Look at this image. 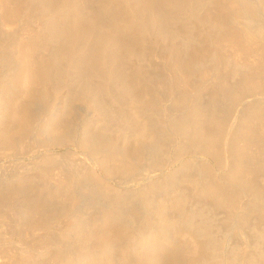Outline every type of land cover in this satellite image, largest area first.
I'll list each match as a JSON object with an SVG mask.
<instances>
[{
    "label": "rangeland",
    "instance_id": "obj_1",
    "mask_svg": "<svg viewBox=\"0 0 264 264\" xmlns=\"http://www.w3.org/2000/svg\"><path fill=\"white\" fill-rule=\"evenodd\" d=\"M0 1V213L6 216V223L9 225L7 229L5 227L8 226L7 224L0 226V251H3L0 254L1 259L6 258L9 254L22 257L27 254L26 245L28 246V239L31 235L29 237L21 235L25 225L22 228L21 225H13L16 218L14 215H16L21 216V219L23 218V224L28 222L31 227L35 228L32 233L35 237L45 240L35 248L36 254L32 253L34 257L28 259L29 263L32 262L31 264H51L52 260L57 259V257H60L58 263L53 262L52 264H62L61 262L65 261L66 258L72 262L70 264H227L228 261V264L231 261L234 262L233 264H256L257 260L264 262V219H259L258 213L253 210L255 206L251 205L250 197L245 198L246 206L244 205L237 214H234L233 219H230L232 216L224 206H216V208L221 206L224 209L217 208L214 211L215 206L211 208L213 206L211 202L206 198H201L203 194L200 190L206 185L208 179L207 174L203 173L205 171L204 166L210 164L211 168L214 169L213 171L218 174L223 173L224 168L215 159L207 158L206 161L202 155L195 154L192 147L188 149L187 145L189 146V144H185L189 141L188 136L184 137L183 135L184 138H187L184 139L180 135L181 132L179 134V132L170 131L171 126L167 125H171V119L165 117L168 116L167 112L176 120L182 118L183 115V110L176 104L178 94L167 89L168 83V87H170L171 79L169 80L168 76L169 62L167 63L166 56L170 48L174 46L179 48V55L185 54L184 56L187 57L188 51L186 50L188 47L192 50L200 42L201 49L199 48V51L203 53H200L202 56L199 53L196 56L198 62L194 63L195 66L190 63V73L196 75L201 68H204L203 65L208 68L215 63L216 58L214 60V54H212L215 53L213 51L215 46H212L220 43L218 40L216 42V38L220 40L222 36L218 37L219 31L211 30V28H207L206 33L199 35L194 29L196 27L194 16L196 13H206L213 5L215 7L218 4L217 0H213L212 5L206 3L205 7L201 4L204 0L203 2L202 0H192L191 6L186 5L187 7L184 6V9L175 8V10H179L177 12L171 7L165 6V9L168 8L166 11L170 10L172 13L170 15L173 21H168L169 23L163 32L159 28L160 25L139 18L140 14L142 16L143 10L142 7L139 8L140 0H55L52 6L53 12L45 11L42 3H37L38 0H18L20 8L18 15L17 12L16 15H12L15 8L14 0H8L7 3L5 0ZM207 1L209 2V0H205V2ZM237 1L256 3L257 0ZM13 5L14 7L11 9ZM200 5L201 7H199ZM132 10L138 12L139 16L136 12L134 14ZM50 14L54 15L49 16ZM173 16L174 18L176 16L177 19L175 20ZM48 17L54 21H60L59 23L64 24L65 27L71 26L72 23L73 27H77L75 25H78L79 22L86 24L90 19L89 22L93 23L92 25L99 31L97 32L94 28L90 31L89 29L94 26L89 27L91 26L89 22V25L87 24L89 29L86 25L79 23L80 27L82 25V28H87L86 30L90 31L89 33L92 32V34L86 35V37L90 36L91 39L84 37L82 39L85 42L82 41L81 44L84 45L85 43V47L86 45L97 47L99 59L103 58L100 59L102 65L100 72L103 75L107 72L105 76H101L102 74L99 73V76L95 75L92 79H84L76 71L77 68L74 64L76 60L72 61L71 55H65L64 50L59 49L60 43H51L50 41L55 47L51 44H46L47 47L44 46L46 36H43L45 34L42 28L49 23ZM245 18L247 21L244 20ZM245 18H243L245 23L250 22L247 17ZM76 19H79V22ZM75 20L78 23L74 25ZM142 20L143 22H140ZM1 21L5 24L3 25ZM258 21L264 25V17H259ZM141 23L142 25L145 23V28L141 27L142 25H140L141 28L139 27ZM250 23H252L250 26L255 24L253 21ZM135 31L139 32V34L137 32V36ZM209 31L210 33H208ZM126 34L130 35L129 38ZM33 36L41 39L34 40ZM113 36L117 40L122 37L120 41H125V38L130 39L126 41L130 42V45L132 44V48L130 46L131 49H128L132 53L129 52V55L128 51L125 50L123 56L126 57L118 60L119 65L112 62L116 69L112 71L114 69L113 64L106 60L110 64L107 66V62L102 64L101 61L104 58L110 59L109 56L115 43V40L110 39ZM194 37L196 38L195 41ZM95 38V44H92ZM131 38H133L132 41ZM48 39L46 43H49ZM103 41L106 42L104 48H102V45L105 44ZM38 42L39 44H37ZM41 43L43 44L41 45ZM224 43H226V47L221 45V50L223 47L225 48L222 52L227 57L223 55L224 68H226L225 70L222 69V73L225 80L231 82L230 85L235 82L233 85L236 86L239 82L238 79L241 80V77L238 76H243V72L240 71L243 70L240 61H243L244 54H242L243 58L240 57L241 60H235L232 55L234 49L229 43L230 48H228L227 42ZM224 43L222 42V44ZM18 45L19 47L23 46L20 50L24 48V52L27 51L26 48L29 50L25 52V55L28 52L32 53V55L30 53V59H36L35 61L42 59V61H47L48 66L50 65L48 67L50 72L45 74L49 76L45 77L44 82L40 84L41 86H27L23 81L24 78H18L24 76L20 73L22 62L24 60L28 62L26 56L27 59L25 57L22 59L23 51H21V55L20 51L17 52L19 50L16 48ZM82 45L81 48L84 47ZM99 45L102 47L100 46V48ZM108 46L112 48H106ZM57 48L63 53L61 54ZM89 50L88 52H90ZM102 50L105 53L109 51V56L107 57V54L104 53L105 57H101L103 55ZM29 53L27 56H30ZM227 53H232L230 55L233 59ZM77 54L80 55V53ZM253 54V57L249 54L248 58L257 60L259 55L255 53L257 57H254ZM34 55L38 56L35 58ZM228 55L233 60V64L230 59L227 60L231 63L225 62L226 59L224 58H229ZM197 57H200V60ZM234 64L237 68V64L241 68L234 67L237 70L233 69L232 65ZM73 66L78 74L74 71ZM163 69L165 72L162 71ZM110 71L113 73L111 74ZM194 74L188 76L189 82H187L189 88L192 85L190 89L193 90L204 85L202 82L200 85H196L197 82L199 84L200 80L198 75L195 77ZM76 75L78 76L76 77ZM120 75L131 77L134 87H137L138 90H136L137 93L135 92V97L126 98L121 88V78L124 76L121 77ZM262 78L264 79V74ZM162 80H167L168 83L166 84ZM161 83L162 86H160ZM163 83H165L164 86ZM100 85L104 88L99 90L97 88L101 87ZM202 87L201 89H204ZM204 91L206 98L209 94L205 89ZM260 91L264 93V90L260 89ZM252 93H248L251 96L246 95V98L235 108L232 107L234 109V112L231 113L232 116L236 114L234 116L236 118L239 112H242L243 107L246 108L247 104H255V101H259V97H264V94ZM238 105L239 107H237ZM155 108L159 112H155L158 111ZM181 146H185L184 148L187 150L181 151V149L184 150ZM45 157H49L50 161ZM191 160L195 162L193 163ZM201 162L205 165H202ZM181 197H187L185 198L186 201H183ZM263 202L262 199L261 203ZM182 204L184 211L182 208L180 209L182 212H180L179 208ZM261 205L264 206V203ZM261 205L257 206L260 208ZM9 207H12V210H18L19 213L14 210L15 212L12 211L13 215L12 212L7 211H11ZM211 209L212 211H209ZM245 210L249 213L247 214ZM250 211L252 215H250ZM168 214L171 216H167ZM244 214L252 217L247 221L248 223L254 220L250 222V226L247 222L242 224L241 216ZM10 215L14 216V220H12V216L9 217ZM187 215L189 216L186 217ZM253 215H255V219H253ZM175 216H178L177 219ZM239 216L240 218H238ZM172 218L178 222L175 224ZM178 218H180V222ZM181 218L183 219L181 220ZM61 220V225L66 224V229L69 227L66 234L67 238L63 239L64 243L59 245L53 243L49 238L44 239L42 227L56 225L52 228L57 230L59 226L56 222ZM209 230H211V234H209ZM206 231L208 232L206 233ZM7 236L12 239L5 240L4 237ZM250 259L256 260L251 263ZM5 260L2 259L0 262Z\"/></svg>",
    "mask_w": 264,
    "mask_h": 264
},
{
    "label": "bare ground",
    "instance_id": "obj_2",
    "mask_svg": "<svg viewBox=\"0 0 264 264\" xmlns=\"http://www.w3.org/2000/svg\"><path fill=\"white\" fill-rule=\"evenodd\" d=\"M25 1V0H23ZM54 1L55 0H38V2H41L42 4V7L45 8V11L47 10L48 12H51L52 11V6L54 4ZM131 1V0H130ZM141 4H139V8L142 7L143 10H142V16L140 14V17L139 18H143V20H145L146 22L150 21L152 22L153 24L156 23V25H160L159 28H161V32L164 31V28L166 27V25L170 22V20L172 19L171 15L172 13H170V10L169 11H166L167 9H165V6H168V7H171L172 10L174 11H179V10H175V8H182L184 9L183 7L185 6V8L187 6H191V2H193L192 0H163L160 2V0H140ZM241 1V0H240ZM243 1V0H242ZM258 1V3H257ZM256 3H253V2H246V1H243L242 3H240L239 1L237 0H217V5L214 7V5L212 7H214V9L209 8V10L203 14H195V21H196V27L194 29H196V31L199 33V35H201L202 33H206L207 32V28H211L212 29H216L219 31V36H222V38L220 37V40L216 38V42L217 40L220 41V43H216V45H213L212 47L215 46V50H213L215 53H212L214 54V58H216V61L211 67L209 66L208 68H205L206 65H203L204 68H201V70L199 71L198 73V70H197V73L196 75H198L199 77V84L197 82V86L200 85V83L202 82L204 85H202L201 87L204 88L206 91H208V97L205 98V91L204 89H201V87H197L195 86V90L193 89H190L192 87L189 88V86L187 85V82L188 81V76L190 77L191 74H194V73H190V70H189V67H190V63L192 64H196V62H198V60L196 59V56H198V53L199 55L202 56V54L200 53H203V52H200L199 51V48L201 49V43H197V45H192L194 46L193 49L191 50L189 47L186 51H188L187 53V57L184 56L182 57L181 55H179V51L178 49L179 48H176L174 46H172L166 56V59H167V63L169 62V80L171 79L170 81V87L169 86V83L166 82V81H163V82H166V85L167 86V89H170L172 92L174 93H177L178 94V97L176 99L178 106L183 110V115H182V118H177L179 120H176L175 118H173L172 116H170V114H168L167 112V115L168 116H165L166 118L168 117V119L170 118L171 119V125H167V126H171V130L172 132H176L180 134V132L182 134H180L182 137L184 135V137L188 136L189 138V141L188 143H185V141H183L185 144H189V146L187 145L188 149L189 147H192L193 152H195V154H200L202 155L203 157H205V160L207 158H213L216 160V162L219 164H221V167L224 168V171L223 173L221 174H218V173H215V171H213L214 169L211 168L210 164L208 165H205L207 164V160L205 161V164H202L203 162H201L202 165H205V171L203 172L205 175L207 174V177L208 179L206 180V185H204L203 188H201L202 190L201 191V194H203V197L201 198H206L208 199L211 204L213 206H211L209 204V201H208V204L211 206V208L215 206V209H213L214 211L217 210L216 206H224L227 208L228 210V213H230V215L232 216V218L230 217V219H233V216L234 214H237L239 210H241L244 205H245V198L246 197H250V201H251V205L255 206V208L253 210H255V212L258 213V217L259 219H264V206L261 205L263 203H261L262 199L264 200V97H259L258 98V102L255 101V104H247V107H243L242 108V112L238 114V116L235 118L234 116L236 115L235 114L234 116L231 115L232 111L234 109H232V107L235 108V106L239 103H241V101H243L245 98H246V95H249L251 96L250 94L248 93H252L254 92L256 95L257 93L258 94H264V93H261L260 89L261 90H264V79L262 78L263 77V74H264V25L263 23H259L258 21V18L259 17H264V0H257ZM1 2V1H0ZM3 2V1H2ZM8 0H5V3H7ZM9 2H12V1H9ZM15 2V8H14V12L12 13V15H16V12H17V15L19 14V5H18V0L17 1H13ZM22 2V1H21ZM129 2V1H128ZM198 2V1H197ZM203 2V0H202ZM59 3V2H58ZM79 3V2H78ZM201 3V2H200ZM199 3V4H200ZM205 3V4H203ZM201 3L203 6L207 5L208 4H211L214 3L213 0H209V2H204ZM216 3V2H215ZM240 3V5H239ZM13 4V3H11ZM56 4V3H55ZM61 4V3H60ZM135 4V3H134ZM162 4V5H161ZM165 4V5H163ZM193 4V3H192ZM197 4V3H196ZM198 4V5H199ZM3 5V3H2ZM10 5V4H9ZM40 5V4H39ZM59 5V4H57ZM69 5V4H68ZM75 5V4H74ZM80 5V4H79ZM132 5V4H131ZM138 5V4H137ZM141 5V6H140ZM187 5V6H186ZM32 6V5H31ZM38 6V5H37ZM133 6V5H132ZM4 7V6H3ZM13 6H11V9H12ZM34 7V6H33ZM41 7V6H39ZM62 7V6H61ZM71 7V6H69ZM201 7V5L199 6ZM197 7V8H199ZM205 7V6H204ZM36 8V7H35ZM43 8V9H44ZM56 8V7H55ZM74 8V6H73ZM72 8V9H73ZM82 8V7H81ZM137 8L139 11H141V9ZM190 8V7H189ZM196 8V9H197ZM1 9V8H0ZM42 9V8H41ZM80 9V8H79ZM78 9V10H79ZM126 9V8H125ZM207 9V8H205ZM29 10V9H28ZM34 10V9H33ZM61 10V9H60ZM189 10V9H187ZM134 11V10H132ZM53 12V11H52ZM79 12V11H77ZM136 11H134L133 13L135 14ZM173 12V11H171ZM183 12V11H182ZM9 13V12H8ZM21 13V12H20ZM23 13V12H22ZM43 13V12H42ZM124 13V12H123ZM128 13V12H127ZM131 13V12H129ZM137 15H138V12H136ZM4 14V13H3ZM2 14V15H3ZM30 14V13H29ZM175 14V12H174ZM193 14V13H192ZM10 15V14H9ZM10 15V16H12ZM47 15V14H46ZM51 15H54V14H50L49 16ZM78 15V14H76ZM120 15V14H119ZM136 15V16H137ZM5 16V14H4ZM27 16V15H26ZM139 16V15H138ZM9 17V16H8ZM47 17V16H46ZM80 17V16H79ZM82 17V16H81ZM97 17V16H96ZM171 17V18H170ZM247 17L250 22L253 21L255 24L254 26H250L252 25V23H250L249 21L247 23H250L249 25L247 23L244 22L247 21L246 18ZM49 18V19H48ZM48 22L49 23H45L46 25L42 28L43 29V33L45 35L43 36H46V40L44 38V40L46 42L47 39L49 40V43H44V46H46V44H51L52 42H57L58 44L60 43L59 46V49L62 48V50H64V53L65 55L68 54L71 58L73 57L72 61L76 60L74 62L75 66H76V71L79 72L80 76H82L84 79H87L89 80L90 78L92 79L95 75L97 76L99 73L101 76H105V72L104 75L102 72H100V66H102L100 64V59L102 60L103 58H100V55L98 57V54H97V47H88L86 45L85 47V43L84 45L81 44L82 41H84V37H86V35H89V34H92L89 33L91 30H93V28L95 29V26L92 25L89 20L88 22L91 24V26L89 27H92V29H89L88 27V22L86 24H83L84 22H81L82 25H86L88 27V30L84 29V27L82 28V25L80 27L79 25V19L74 22V25L75 23H78V25L76 24L75 26L77 27H73V23H72V27L70 25H67V27L63 26L62 24H60L59 22L57 21H54V19L52 20L50 17H48ZM95 18V17H94ZM123 18V17H122ZM138 18V19H139ZM174 18V16H173ZM243 18H245L243 20ZM56 19V18H55ZM82 19V18H80ZM84 19V17H83ZM88 19V18H87ZM175 20L177 19L176 16L174 18ZM262 19V18H261ZM68 20V19H67ZM73 20V19H71ZM93 20V19H92ZM130 20V19H129ZM140 21V22H143ZM81 21V20H80ZM125 23H126V20L124 19ZM123 21V23H124ZM169 21V22H168ZM173 21V20H171ZM229 21V23H228ZM258 21V23H257ZM262 21V20H261ZM2 22V21H1ZM98 22V21H97ZM130 22V21H129ZM134 22V21H133ZM136 22V21H135ZM145 22V23H146ZM3 23V22H2ZM80 23V24H81ZM121 23V22H120ZM131 24H133L132 22H130ZM129 23V25H130ZM139 23V22H138ZM144 23V24H145ZM5 23H3L4 25ZM88 24V25H87ZM144 24L142 25L139 24V27L140 25H142L141 27H144ZM147 24V23H146ZM150 24V23H149ZM148 24V25H149ZM115 25V24H114ZM127 25V24H126ZM42 26V24H41ZM70 26V27H68ZM100 26V25H99ZM102 26V25H101ZM112 26V25H111ZM131 26V25H130ZM146 26V25H145ZM150 26V25H149ZM154 27H157L155 25H153ZM125 27V26H124ZM134 27V26H133ZM140 27V28H141ZM127 28V27H126ZM132 29V26L130 27ZM135 28V27H134ZM145 28V27H144ZM158 28V27H157ZM5 29V28H4ZM98 29V28H97ZM102 29V28H101ZM111 29V28H110ZM129 29V27H128ZM127 29V30H128ZM129 29V30H131ZM138 29V27L136 28V30ZM156 29V28H155ZM193 29V30H194ZM41 30V29H40ZM96 30V29H95ZM105 30V29H104ZM139 30H142V29H139ZM138 30V31H139ZM215 30V31H216ZM88 31V32H87ZM97 31V30H96ZM95 31V32H96ZM99 31V29H98ZM97 31V32H98ZM138 31H135L136 32V36L139 34ZM190 31V30H189ZM213 31V32H215ZM38 32V31H37ZM130 32V31H129ZM134 32V33H135ZM138 32V34H137ZM36 33V32H34ZM39 33V32H38ZM88 33V34H87ZM119 33V32H118ZM127 33V32H126ZM140 33H143V32H140ZM191 33V32H190ZM195 33V31H194ZM197 33V34H198ZM210 33V31L208 32ZM42 34V33H41ZM96 34V33H95ZM110 34V33H109ZM114 34V33H113ZM215 34V36H216ZM35 35V34H34ZM37 35V34H36ZM48 35V37H47ZM105 35V34H104ZM103 35V36H104ZM127 35V34H126ZM142 35V34H141ZM42 36V38H43ZM98 36V35H97ZM96 36V37H97ZM128 36V35H127ZM130 36V35H129ZM128 36V38H129ZM34 37V36H33ZM36 37V36H35ZM33 38L34 40H38V38ZM41 37V36H40ZM88 37V38H87ZM86 38L87 39H91L90 36H87ZM110 37V36H109ZM201 37V36H199ZM217 37V36H216ZM31 38V37H30ZM29 38V39H30ZM98 38V37H97ZM106 38H108L106 36ZM116 38V37H115ZM124 38V37H123ZM134 38V37H133ZM131 38V41L132 39ZM136 38V37H135ZM142 38V37H141ZM195 38V37H194ZM193 38V39H194ZM198 38V37H197ZM202 38V37H201ZM32 39V38H31ZM41 39V38H40ZM39 39V40H40ZM82 39V40H81ZM110 39H113L115 40V43H114V48L108 46L106 48L109 49L112 48L113 51L112 53H110V56H109V51L107 53L103 51V55L101 57H105V55L110 59H105V62L104 60L101 61L102 64L103 63H106L108 60V62H110L111 64L115 63L118 64L117 62L120 61V59H124L123 57H126V56H123L125 55L123 52H126L125 50L128 51V49L130 48V42H127L126 40H130V39H127L125 38L126 40L125 41H120V39H122V37H119V40L117 39H114V36L113 38H110ZM109 39V40H110ZM139 39V38H138ZM143 39V38H142ZM188 39V38H187ZM191 39V38H190ZM192 39V40H193ZM34 40H31L32 42H35ZM53 40V41H52ZM196 40V38L194 39V41ZM199 40H201L199 38ZM198 40V41H199ZM30 41V42H31ZM51 41V43H50ZM88 41V40H87ZM90 41V40H89ZM88 41V42H89ZM92 41V40H91ZM95 41H96V38L95 40L93 41L94 43L92 44H95ZM112 41V40H111ZM134 41V40H133ZM137 41V40H136ZM189 41V40H188ZM41 42V41H40ZM85 42V41H84ZM110 42V41H109ZM197 42V41H196ZM222 42H227V45L229 43V45L231 46V48L234 49V51H232V53H227V54H232L234 56V59L235 60H241L244 56V58L246 57L247 55V58H243V61H240V65L241 67L243 68V70L241 69L240 71L243 72V76L240 75L238 76L241 80H239L238 78V84L236 86L235 85V82H233V86L230 85V81H227L225 80V77H224V74L222 73V69L225 70L224 68V60H223V55L225 56V53L223 54L222 51H224L223 49H225L224 47H226V43L222 44ZM87 43V42H86ZM105 43V44H104ZM187 43V42H186ZM192 43V42H191ZM195 43V42H193ZM39 44V42L37 43ZM43 43H41L42 45ZM56 44V43H55ZM91 44V42H90ZM102 44V43H101ZM103 44L104 45H99V47L101 46L102 48H104V46L106 45V42L103 41ZM109 44V43H108ZM107 44V45H108ZM22 45V44H21ZM33 45V43H32ZM48 45V46H49ZM53 46V44H51ZM81 45L83 48H81ZM111 45V43L109 44ZM134 45V44H133ZM184 45H187V44H184ZM221 45H225L223 47V49L221 50ZM228 45V46H229ZM189 46V45H188ZM230 46L228 48H230ZM23 47V46H20L18 45V48L19 50L17 52L20 51V55H21V51L24 52V48H22L20 50V48ZM35 47V46H34ZM55 47V46H53ZM88 47V50L90 48V52H88V50H86V48ZM100 47V48H101ZM184 47V46H183ZM203 47V46H202ZM36 48V47H35ZM40 48V47H39ZM43 49V46L41 47ZM49 48V47H48ZM47 48V49H48ZM132 48V46H131ZM130 48V49H131ZM169 48V47H168ZM51 49V48H50ZM58 49V48H57ZM58 49V50H59ZM110 49V50H112ZM129 49V50H130ZM134 49V48H133ZM132 49V50H133ZM184 49V48H183ZM212 49V48H211ZM214 49V48H213ZM232 49V50H233ZM17 50V49H16ZM27 51H29L27 48H26ZM36 50V49H35ZM34 50V51H35ZM56 50V49H55ZM57 50V51H58ZM62 50L59 52H61V54L63 53ZM131 50V51H132ZM135 50V49H134ZM191 50V51H190ZM25 51V52H27ZM47 51V50H46ZM48 51H50L48 49ZM181 52L183 50H180ZM185 51V49H184ZM183 51V52H184ZM202 51V50H201ZM227 51V50H226ZM225 51V52H226ZM25 52L22 53L24 54L22 59H27L28 62H26V60H24L22 62V67H21V75H24L22 77H18V78H21L23 79V81H25L26 85H34L35 87L40 85L42 82H44V79L45 77L48 75H45L49 69L48 67V63L47 61H42V59H40L38 61H35L36 59L32 60L30 59L29 57H31L30 53L29 55L30 56H27V54L25 55ZM33 52V51H32ZM111 52V51H110ZM128 51V54L130 55V52ZM137 52V51H136ZM77 53H80V55H78ZM105 53V55H104ZM254 53V54H253ZM255 53H257L259 55V58H257V60H250L248 58L249 54L250 56H252V54L254 55V57L256 56ZM35 54V53H34ZM60 54V53H59ZM102 54V53H101ZM182 54V53H181ZM242 54H244L242 56ZM76 55H78V57H76ZM228 55V57H229ZM38 56V55H36ZM36 56L34 55V57L36 58ZM42 56V55H41ZM40 56V57H41ZM46 56V55H45ZM48 56V55H47ZM59 56V55H58ZM68 56V57H69ZM80 56V58H79ZM200 56V57H201ZM231 56V55H230ZM242 56V58H240ZM44 57V56H43ZM54 57V56H53ZM69 57V58H70ZM200 57H197L198 59ZM227 57V55L225 56ZM232 57V56H231ZM253 57V56H252ZM257 57V56H256ZM21 58V56H20ZM33 58V56H32ZM42 58V57H41ZM48 58V57H47ZM70 58V59H71ZM251 58V57H250ZM204 59V58H203ZM212 59V61H214ZM226 59L225 62H228L227 59H230L229 58H224ZM233 59V57H232ZM248 59V60H247ZM45 60V59H44ZM47 60V59H46ZM69 60V59H68ZM119 60V61H118ZM197 60V61H196ZM200 60V59H199ZM231 60V59H230ZM229 60V61H230ZM233 60H231L232 62ZM50 62V60H49ZM107 62V66H108V63ZM113 62V63H112ZM200 62V61H199ZM231 62H228V63H231ZM73 63V62H72ZM120 64V63H119ZM118 64V65H119ZM165 64V63H164ZM194 64V66H195ZM200 64V63H199ZM227 64V63H226ZM233 64V62H232ZM110 65V64H109ZM231 65V64H230ZM72 66V65H71ZM114 66V64H113ZM112 66V67H113ZM202 66V67H203ZM208 66V65H207ZM233 69H236V65H232ZM238 68L240 67L238 64H237ZM122 67V66H121ZM201 67V66H200ZM236 67V68H234ZM240 67V68H241ZM55 68V67H54ZM63 68V67H62ZM74 68V66H73ZM72 68V69H73ZM103 68V67H102ZM109 68H111L109 66ZM116 68H118V66H116ZM168 68V66H167ZM198 68V66H197ZM237 68V69H238ZM67 69V68H66ZM70 69V68H69ZM112 69V68H111ZM232 69V70H233ZM236 69V70H237ZM110 70V69H109ZM113 70H116L115 69V66H114V69ZM119 70V68H118ZM126 70V69H125ZM228 70V69H226ZM66 71V70H65ZM73 71V70H72ZM74 71H75V68H74ZM75 71V72H76ZM108 71V70H107ZM110 71V73L112 74L113 72ZM139 71V70H138ZM164 71V69L162 70ZM50 72V71H49ZM76 72V73H77ZM117 72V71H116ZM165 72V71H164ZM162 72V73H164ZM231 72V71H230ZM233 72V71H232ZM55 73V72H54ZM115 73V72H114ZM119 73V72H118ZM122 73V72H121ZM224 73H228L230 74L229 72H224ZM241 73V72H240ZM57 74V73H56ZM78 74V73H77ZM110 74V75H111ZM125 74V73H124ZM232 74V73H231ZM235 74V73H234ZM119 75V74H118ZM195 75V74H194ZM195 75V77H196ZM20 76V75H19ZM49 76V75H48ZM61 76V75H60ZM78 75H76L77 77ZM99 76V75H98ZM115 76V75H114ZM121 76V75H120ZM124 76V77H122ZM121 77V88H122V91L124 93V95L126 96V98H133L135 97V94L137 93L136 90H137V87H134L135 85L132 83V79L131 77H128L127 75H122ZM166 76V75H165ZM167 76V77H168ZM192 76V75H191ZM228 76V75H227ZM109 77V76H108ZM48 78V77H47ZM51 78V77H50ZM82 78V79H83ZM130 78V79H129ZM77 79V78H76ZM166 79V78H165ZM193 79H194V76H193ZM19 80V79H18ZM50 80V79H49ZM62 80V79H61ZM116 80V79H115ZM119 80V79H118ZM160 80V79H159ZM190 80V79H189ZM196 80V79H195ZM199 80H196V81H199ZM51 81V80H50ZM79 81V80H78ZM84 81V80H83ZM49 82V81H48ZM82 82V80H81ZM99 82V80H98ZM120 82V81H119ZM90 83V82H89ZM101 83V82H100ZM118 83V82H117ZM120 84V83H119ZM165 85V83H163V86ZM41 86V85H40ZM101 87H98L97 89H103L104 87L102 85H100ZM162 86V83L161 85ZM165 86V87H166ZM103 87V88H102ZM33 88V87H31ZM163 88V87H161ZM194 88V87H193ZM164 89V88H163ZM162 89V90H163ZM121 90V89H120ZM165 90V89H164ZM138 91V90H137ZM166 91V90H165ZM168 91V90H167ZM204 91V92H203ZM136 92V93H135ZM166 93V92H165ZM172 93V94H174ZM171 94V93H170ZM171 94V95H172ZM253 94V93H252ZM254 94V95H255ZM175 95V94H174ZM253 95V96H254ZM138 96V95H137ZM173 97V96H172ZM251 98V97H250ZM255 98V97H253ZM138 99V98H137ZM136 99V100H137ZM163 99H165V97H163ZM162 99V100H163ZM248 96H247V100H248ZM133 100V99H132ZM135 100V99H134ZM246 100V101H247ZM156 101V100H155ZM132 102V101H131ZM157 102V101H156ZM220 103V104H219ZM243 103V102H242ZM248 103H251V102H248ZM254 103V102H252ZM223 104V106H222ZM158 105V104H157ZM18 106V105H17ZM107 106H109L107 104ZM178 106H176L178 108ZM241 106V104H240ZM245 106H246V103H245ZM151 107V106H150ZM149 107V108H150ZM159 107V106H158ZM157 107V108H158ZM175 107V109H176ZM225 107V108H224ZM239 107V105L237 106ZM121 108V107H120ZM152 108V107H151ZM157 108H155L156 110H158ZM22 109V108H21ZM179 109V108H178ZM152 110V109H151ZM231 110V111H230ZM19 111V110H18ZM126 111V110H125ZM155 111V110H154ZM181 111V110H180ZM155 112H159L158 111H155ZM234 112V111H233ZM112 113V112H111ZM116 113V112H115ZM128 113V112H127ZM153 113V112H152ZM163 113V111H162ZM161 113V114H162ZM150 114V113H149ZM158 114V113H157ZM147 115V114H146ZM111 116V115H110ZM118 116V115H117ZM120 116L122 117V115L120 114ZM148 116V115H147ZM114 117V116H113ZM120 117V118H121ZM154 117V116H153ZM234 117V118H233ZM152 119V118H151ZM149 119V120H151ZM167 119V120H168ZM169 119V120H170ZM20 120V119H19ZM148 120V122H150ZM168 120V121H169ZM173 120V122H172ZM25 121V120H24ZM115 121V120H114ZM134 121V120H133ZM161 121V120H160ZM135 122V121H134ZM145 122V121H144ZM157 123V121H156ZM140 124V123H139ZM138 124V125H139ZM22 125V124H21ZM152 125V124H151ZM150 125V126H151ZM128 126V125H127ZM146 126V125H145ZM161 126V125H160ZM139 127V126H138ZM137 128V126H136ZM144 129V128H143ZM155 129V127H154ZM170 129V127H169ZM153 130V129H152ZM157 130V129H156ZM164 130V129H163ZM140 131V130H139ZM141 131H142V127H141ZM140 131V132H141ZM166 131V130H165ZM165 131H163V133H165ZM139 132V133H140ZM148 132V131H147ZM158 132V131H157ZM160 132V131H159ZM162 132V131H161ZM167 132V131H166ZM171 132V133H172ZM143 134H146V133H143ZM154 134V133H153ZM158 134V133H157ZM162 134V133H161ZM169 134V133H168ZM142 135V134H141ZM167 135V134H166ZM11 136V135H10ZM162 136V135H161ZM168 136V135H167ZM171 136V135H170ZM169 136V137H170ZM154 137V136H153ZM168 137V138H169ZM180 137V136H179ZM181 137V138H182ZM183 137V138H184ZM171 138V137H170ZM22 139V138H21ZM160 139V138H158ZM184 139H187V138H184ZM7 141V140H6ZM159 143V142H158ZM167 143V142H166ZM170 144V143H169ZM173 144V143H172ZM183 144V143H182ZM9 145V144H7ZM165 145V144H164ZM10 146V145H9ZM21 147V146H20ZM168 147V146H167ZM178 147V146H177ZM184 150H182L181 148V151H186L187 149H185L183 146H181ZM1 148V147H0ZM4 148V147H3ZM13 148V147H12ZM169 148V147H168ZM179 149V150H180ZM3 150V149H2ZM178 150V152H179ZM6 151V150H5ZM161 151V149H160ZM191 151V150H189ZM177 152V151H176ZM4 153V151H3ZM180 153V152H179ZM192 153V151H191ZM50 155V154H49ZM48 155V156H49ZM118 155V154H117ZM199 155V156H200ZM53 157V156H52ZM122 157V156H121ZM47 158V157H45ZM49 158V157H48ZM47 158V159H48ZM54 158V157H53ZM127 158V157H126ZM46 159V160H47ZM50 161V159H48ZM192 161V160H191ZM191 161H190V164H191ZM187 162V161H186ZM193 162V161H192ZM195 162V161H194ZM193 162V163H194ZM189 164V163H188ZM195 165V164H194ZM202 165H201V168H202ZM184 166V165H183ZM187 167V165H185ZM193 166V165H192ZM219 166V165H218ZM182 169V168H181ZM193 169V168H192ZM203 169V168H202ZM200 172V171H199ZM44 173V172H43ZM186 173V172H185ZM176 174V173H175ZM183 174V172H182ZM202 174V173H201ZM184 175V174H183ZM187 175V174H186ZM203 176V175H202ZM184 177V176H183ZM182 177V178H183ZM186 177V176H185ZM204 177V176H203ZM189 178V177H188ZM175 179V178H174ZM193 180V179H192ZM194 181V180H193ZM176 182V181H175ZM195 184V183H194ZM28 185V184H27ZM168 187V186H167ZM188 189V188H187ZM191 190V189H190ZM182 194V193H181ZM190 194V193H189ZM199 194V193H198ZM185 195V193H184ZM183 196V195H182ZM202 196V195H201ZM183 197H181L182 199ZM185 198L187 197H184L183 198V201H186ZM177 200H179L178 198H175ZM206 199H204L206 201ZM261 199V200H260ZM248 200V199H247ZM260 200V201H259ZM182 201V202H183ZM249 201V202H250ZM175 202H178V201H175ZM261 203V204H260ZM176 204V203H175ZM248 204V203H247ZM181 205V204H180ZM187 205V204H186ZM257 205H261V207L259 208ZM14 206V205H13ZM183 206V204H182ZM180 209L183 208V211H184V206ZM201 206V204H200ZM218 208V209H224L223 207L221 208ZM246 206V205H245ZM208 207V206H207ZM10 208V207H9ZM12 208V207H11ZM10 208V209H11ZM225 208V209H226ZM13 209V208H12ZM9 211L7 210L8 212H12L14 210ZM171 209V208H170ZM176 209V208H175ZM186 209V208H185ZM210 209V208H209ZM178 210V209H177ZM257 210V211H256ZM16 211V210H15ZM14 211V212H15ZM164 211V210H163ZM168 211V210H167ZM209 211H212L209 210ZM213 211V212H214ZM246 211V210H245ZM249 211V210H248ZM252 211V210H251ZM251 211H250V215L251 214ZM18 212V210L16 211V213ZM23 212V211H22ZM28 212V211H27ZM180 212H182V210H180ZM225 212H227L225 210ZM247 212V211H246ZM253 212V211H252ZM13 213V212H12ZM15 213V214H16ZM19 213V212H18ZM171 213V212H170ZM175 213V212H174ZM249 212H247L248 214ZM6 214V213H5ZM22 214V213H21ZM167 214V213H166ZM184 214V212H183ZM189 214V213H188ZM201 214V213H200ZM212 214V213H211ZM254 214V213H253ZM7 215V214H6ZM9 215V214H8ZM14 215V213H13ZM186 215V214H185ZM203 215V214H202ZM201 215V216H202ZM228 215V214H227ZM256 215V214H255ZM255 215H253V219H255ZM12 215H10L9 217L11 218ZM14 216L16 217L15 220H14ZM12 216V220H14V224L13 225H21V228L25 225V227H23V230L21 232V235L24 236V237H30V239H28V246L26 245V247L28 248L27 250V254L24 255L23 257L22 256H17V255H13V254H9L10 257H8L6 254V258H2V259H6L4 262H0V264H28L29 262V258L31 259V257L33 258L34 256L32 255V253L34 252L35 248H37V246H40V244H42L45 240H41L39 239L38 237H35L32 233L33 231H35V228L34 227H31L28 222H25L26 224H23V218L21 219V216H16L14 215ZM23 216V215H22ZM169 216V214L167 215ZM171 216V215H170ZM169 216V217H170ZM180 216L182 217L181 213H180ZM189 215H187L186 217H188ZM241 216V215H240ZM240 216L238 218H240ZM257 216V215H256ZM8 217V216H7ZM8 217V219H9ZM25 217V216H24ZM166 217V216H165ZM176 219L178 216H175ZM185 218V216H183ZM228 217V218H229ZM251 216H248L246 214L242 215L241 216V220H242V224H244L245 222L249 221L251 218ZM167 218V217H166ZM174 218V217H173ZM172 218V219H173ZM227 218V217H226ZM165 219V218H164ZM163 219V221H164ZM171 219V220H172ZM176 219H173L174 221ZM179 219V222H180V218ZM183 218H181L182 220ZM190 219V218H189ZM237 219V218H236ZM257 218V220H259ZM6 216L2 213H0V226H4L6 225ZM166 220V219H165ZM168 220V219H167ZM185 220V219H184ZM203 220V218H202ZM228 220V219H227ZM239 219V221H241ZM260 220V221H261ZM25 221V220H24ZM58 221V220H57ZM170 221V220H169ZM254 221V220H253ZM253 221H250V222H253ZM259 221V223H260ZM171 222V221H170ZM178 222L175 221V224ZM183 222V221H182ZM250 222L248 223V225L250 224ZM258 222V221H257ZM262 222V221H261ZM57 225L59 226L57 230H53L52 226L53 225H49V226H45V227H42L44 230V233L43 235L44 236V239H50L53 243L55 244H59L60 243H64L63 239H66V234H67V228L66 229V224L65 225H61L62 223V220L59 221V222H56ZM64 223V222H63ZM169 223V222H167ZM197 223V222H196ZM23 224V225H22ZM149 224V223H148ZM263 224V223H262ZM8 225V224H7ZM11 225V224H10ZM32 225V224H31ZM240 225V224H239ZM199 226V225H198ZM250 226V225H249ZM254 226V225H253ZM252 226V227H253ZM264 226V225H263ZM6 229L9 227L8 226H5ZM20 227V226H19ZM53 227H56L53 226ZM261 227V226H260ZM17 228V227H16ZM205 228V227H204ZM208 228V227H207ZM1 229H4V228H1ZM10 229V228H9ZM41 229V227H40ZM240 229V228H239ZM5 230V229H4ZM12 230V229H11ZM211 230H209V234ZM260 231V230H259ZM258 231V232H259ZM90 232H91V229H90ZM208 231H206L207 233ZM261 232V231H260ZM259 232V233H260ZM16 233V232H15ZM18 233V232H17ZM5 235V234H4ZM213 235V234H212ZM149 236V235H148ZM209 236V235H208ZM206 236V237H208ZM261 236V235H260ZM8 237V236H7ZM7 237H4L5 240H10L12 238H7ZM20 237V236H19ZM42 237V236H41ZM210 237V236H209ZM213 237V236H212ZM46 239V240H47ZM212 239V238H211ZM215 240V239H214ZM6 241V242H7ZM63 241V242H62ZM213 241V240H212ZM218 242V241H217ZM213 243V242H212ZM8 244V243H7ZM54 245V244H53ZM64 245V244H63ZM221 245V244H220ZM219 245V246H220ZM52 246V245H50ZM192 246V245H191ZM58 247V246H57ZM185 247V246H184ZM221 247V246H220ZM59 248V247H58ZM189 248V247H188ZM187 248V249H188ZM210 248V247H209ZM5 249V248H4ZM26 249V248H25ZM186 249V251H187ZM195 249V248H193ZM217 249V248H216ZM196 250V249H195ZM8 251V250H7ZM11 251V250H10ZM36 251V250H35ZM194 251V250H193ZM9 252V251H8ZM211 252V251H210ZM3 253V251L1 250L0 251V254ZM5 253V251H4ZM7 253V252H6ZM10 253V252H9ZM23 253V252H21ZM35 253V252H34ZM33 253V254H34ZM75 253V252H74ZM36 254V253H35ZM34 254V255H35ZM70 254V253H69ZM72 254V253H71ZM76 255V254H75ZM216 255V254H215ZM3 256V255H2ZM73 256V255H72ZM5 257V256H4ZM217 257V256H216ZM71 258V257H70ZM2 259L0 258V261H2ZM53 259V258H52ZM64 259V258H63ZM67 259V258H66ZM61 262L62 264H70L72 263L71 261H68L66 260ZM74 259V258H73ZM217 259V258H216ZM230 259V258H229ZM233 259V258H232ZM260 259V258H259ZM264 259V258H263ZM60 260V257L57 259L54 258L51 262V264L53 262H57ZM76 260V259H75ZM209 260V259H208ZM251 263L256 260V259H250ZM31 261V260H30ZM212 261V260H211ZM237 261V260H235ZM258 262V263H257ZM256 264H264V262L262 260H257ZM32 262H30L29 264H31ZM58 263V262H57ZM75 263V262H74ZM77 263V262H76ZM229 263V261L227 262V264ZM231 263L233 264L234 262L231 261ZM230 263V264H231ZM216 264V263H215Z\"/></svg>",
    "mask_w": 264,
    "mask_h": 264
}]
</instances>
